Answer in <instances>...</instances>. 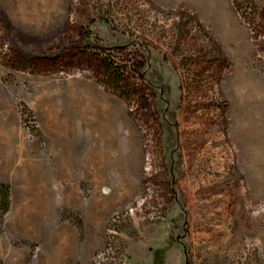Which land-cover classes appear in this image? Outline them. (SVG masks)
<instances>
[{"label":"rangeland","instance_id":"374dc122","mask_svg":"<svg viewBox=\"0 0 264 264\" xmlns=\"http://www.w3.org/2000/svg\"><path fill=\"white\" fill-rule=\"evenodd\" d=\"M1 182L0 264H264V0H0Z\"/></svg>","mask_w":264,"mask_h":264},{"label":"trees","instance_id":"16d2710c","mask_svg":"<svg viewBox=\"0 0 264 264\" xmlns=\"http://www.w3.org/2000/svg\"><path fill=\"white\" fill-rule=\"evenodd\" d=\"M101 48H107L101 45ZM105 76L111 82L119 83L123 81V70L121 65L115 59L100 57ZM10 184L7 182L0 183V219L3 220L10 210Z\"/></svg>","mask_w":264,"mask_h":264},{"label":"crops","instance_id":"0c3cea01","mask_svg":"<svg viewBox=\"0 0 264 264\" xmlns=\"http://www.w3.org/2000/svg\"><path fill=\"white\" fill-rule=\"evenodd\" d=\"M168 256H169V255H168V253H167V259H168Z\"/></svg>","mask_w":264,"mask_h":264}]
</instances>
